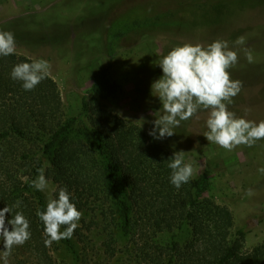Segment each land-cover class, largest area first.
<instances>
[{
  "label": "trees",
  "instance_id": "trees-1",
  "mask_svg": "<svg viewBox=\"0 0 264 264\" xmlns=\"http://www.w3.org/2000/svg\"><path fill=\"white\" fill-rule=\"evenodd\" d=\"M166 19L148 15L120 31L114 24L110 59L131 33L175 25ZM24 62L32 60L15 53L0 57V210L21 201L12 214L22 212L31 232L12 250L17 264H60V250L72 264H264V243L247 251V233L234 231L232 212L207 196L209 170L175 188L168 168L173 155L102 106L120 90L107 70L93 78L82 112L69 116L49 76L31 91L11 78L13 67ZM40 168L56 186L54 198L67 189L82 213L73 237L51 247L36 215L46 211L48 199L31 186ZM12 214L6 216L9 230Z\"/></svg>",
  "mask_w": 264,
  "mask_h": 264
},
{
  "label": "rangeland",
  "instance_id": "rangeland-1",
  "mask_svg": "<svg viewBox=\"0 0 264 264\" xmlns=\"http://www.w3.org/2000/svg\"><path fill=\"white\" fill-rule=\"evenodd\" d=\"M148 15L166 16L175 25L131 33L110 59L107 39L113 25L124 30ZM0 30L14 34L18 56L48 61V76L57 83L69 116L82 112L83 99L91 101L93 78L107 70L120 90L102 106L142 128L149 140L172 155L187 153L185 162L195 169L192 178L209 170L212 184L207 196L232 212L234 231L247 233L246 250L264 243V174L258 171L264 167V140L226 151L203 136L208 130L204 110L182 121L172 137L157 140L149 135L156 116L163 114L151 89L163 75L157 62L184 43L206 47L217 39L228 41L239 58L229 70L231 78L243 85L229 111L257 123L264 120V0H9L0 3ZM240 36L246 43L237 46L233 42ZM243 48L251 50L252 63ZM48 182L43 193L54 198L56 186ZM248 189L254 195L248 196ZM4 250L0 240V252ZM92 256L98 260L97 253ZM56 258L60 264H72L63 250ZM9 264H17L13 253Z\"/></svg>",
  "mask_w": 264,
  "mask_h": 264
},
{
  "label": "clouds",
  "instance_id": "clouds-1",
  "mask_svg": "<svg viewBox=\"0 0 264 264\" xmlns=\"http://www.w3.org/2000/svg\"><path fill=\"white\" fill-rule=\"evenodd\" d=\"M237 46L246 43V37L240 36L234 42ZM245 58L253 62L250 49L243 48ZM16 52L14 34L0 30V57L13 55ZM238 53L232 50L229 42L217 39L207 45L184 43L171 49L160 58L157 65L163 75L152 83L153 95L157 96L162 104V115L156 116L154 128L149 135L160 140L175 135L174 128H178L182 121H188L201 110L208 112L206 128L203 136L210 142L226 151H233L239 146L253 147L257 141L264 140V120L259 123L245 118H238L229 111L242 90V82L231 78L230 69L238 63ZM50 72L48 61L43 59L24 62L13 67L10 76L13 80L22 82L26 91L36 88ZM161 112V111H160ZM198 118V117H197ZM183 150L174 152L168 160L171 169L170 183L179 189L190 181L194 174L192 163L185 162ZM264 174V167L258 169ZM38 176L31 182L36 190L45 191L49 182L45 177L44 168L38 169ZM252 196V189L247 190ZM21 201L12 207L0 210V240L3 241L4 251L0 252L3 264H9V257L15 246H23L31 239L29 220L22 212L12 214L13 207L19 208ZM12 219L7 220V214ZM44 225L43 235L46 247L59 243L64 239H71L81 220L82 213L71 202L67 189L61 188L58 198L48 197L46 211L36 213ZM65 230L61 231V227Z\"/></svg>",
  "mask_w": 264,
  "mask_h": 264
}]
</instances>
